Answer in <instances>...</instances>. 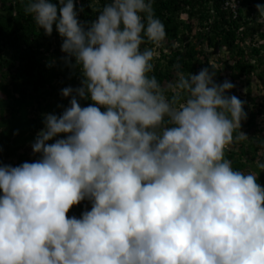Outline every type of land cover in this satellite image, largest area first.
Returning a JSON list of instances; mask_svg holds the SVG:
<instances>
[{
    "label": "clouds",
    "instance_id": "9594fccd",
    "mask_svg": "<svg viewBox=\"0 0 264 264\" xmlns=\"http://www.w3.org/2000/svg\"><path fill=\"white\" fill-rule=\"evenodd\" d=\"M22 2L44 35L59 34L79 85L61 89L60 114L42 113L37 160L0 161V264H264V186L226 156L249 140L236 85L214 64L157 79L167 33L155 0H106L94 19H81L83 0ZM255 12L264 32V4Z\"/></svg>",
    "mask_w": 264,
    "mask_h": 264
},
{
    "label": "trees",
    "instance_id": "16d2710c",
    "mask_svg": "<svg viewBox=\"0 0 264 264\" xmlns=\"http://www.w3.org/2000/svg\"><path fill=\"white\" fill-rule=\"evenodd\" d=\"M95 1L83 0L85 8L81 19H94L96 10L92 4H96ZM97 1L102 7L106 2ZM242 1L239 18L234 19L225 0H155V14L165 25L167 39L157 48L153 74L164 83L173 79L176 72H198L214 64L218 82L226 78L233 83L245 81L248 119L242 123V129L254 133L261 132L259 115L264 112V101L258 104V97L252 95V78L257 67L250 65L249 60L259 56L263 64L264 42L254 44L259 39L264 40V32H259L262 24L254 19L255 4H264V0ZM183 13L187 18L181 17ZM246 40L251 41L252 48L245 49L242 43ZM61 43L55 30L51 37L44 35L31 17L24 14L22 0H0V94L3 96L0 101V161L4 164L18 166L39 158L40 154L33 153L31 143L44 127L42 113L60 114L62 109L57 105L68 106L70 100L61 96V89L79 85L78 74L69 78L71 70L58 59L65 55ZM52 59L57 63L48 67ZM263 76L261 72L257 77L263 79ZM240 93L236 88L232 90V94L245 100ZM90 102L81 101L82 106ZM52 142L54 140L49 141ZM263 150L254 141L247 140L232 145L226 156L238 170L251 167L264 186V172L255 165L257 159L264 161ZM84 202L89 205H74L68 216L79 218L85 209L91 208L88 200Z\"/></svg>",
    "mask_w": 264,
    "mask_h": 264
},
{
    "label": "rangeland",
    "instance_id": "374dc122",
    "mask_svg": "<svg viewBox=\"0 0 264 264\" xmlns=\"http://www.w3.org/2000/svg\"><path fill=\"white\" fill-rule=\"evenodd\" d=\"M263 68H264V66H263ZM262 70H264V69H262ZM226 76H229V75L226 74ZM234 84L236 85V89L238 91H242L243 92V93H240V96H244L245 101H248L249 98H247V96L245 95V92H246V83H245V81H243V82H241V81L237 82L236 81ZM251 88L253 90V94L252 95L253 96L256 95L258 97L257 98L258 99L257 100L258 104H259V102L264 101V76H263V79H261V78H259L257 76L253 77L252 78V86H251ZM249 102H251V101L249 100ZM262 103H264V102H262ZM256 108H257V106H255V109ZM256 110H258V109H256ZM259 116H260V120L259 121H260V126H261L260 127L261 128V132L259 130H256V132H254V133H251V132L248 133L246 129H242L244 132H246L249 135V141H254L253 140L254 137L263 136L264 135V112L261 113ZM249 167H250V165H249ZM245 171L246 172H255V171H253V169L251 167H250V169H248V167H247Z\"/></svg>",
    "mask_w": 264,
    "mask_h": 264
},
{
    "label": "built area",
    "instance_id": "2783aa9c",
    "mask_svg": "<svg viewBox=\"0 0 264 264\" xmlns=\"http://www.w3.org/2000/svg\"><path fill=\"white\" fill-rule=\"evenodd\" d=\"M95 2H96V4H93V6H94V9L96 10V15H97V13L102 8V6L100 5V2L99 1L96 0ZM225 2H226V6L231 7L233 9L235 15H237V9L240 7L241 1L240 0H225ZM96 15H95V17H96ZM80 204H83L84 205L85 202L82 201Z\"/></svg>",
    "mask_w": 264,
    "mask_h": 264
}]
</instances>
